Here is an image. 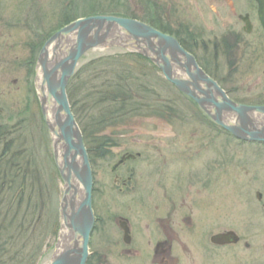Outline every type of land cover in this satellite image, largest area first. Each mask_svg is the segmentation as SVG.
I'll return each mask as SVG.
<instances>
[{"label":"flooded vegetation","instance_id":"obj_1","mask_svg":"<svg viewBox=\"0 0 264 264\" xmlns=\"http://www.w3.org/2000/svg\"><path fill=\"white\" fill-rule=\"evenodd\" d=\"M210 5L212 19L219 28V33L210 39L212 49L207 45L204 25L197 27L195 35L184 23H179L175 29L168 23L169 28L181 35L184 43L192 48L188 51L195 55L198 64L233 101L244 105H264V0H211ZM38 22L34 25L35 35L43 37L37 30ZM2 23L6 28L11 26L10 21ZM4 34L7 36L2 30L0 66L4 65L1 55L8 53L5 47L10 43ZM196 49L201 53L200 57L195 53ZM38 56L35 64L30 58L21 65L28 71L27 67L34 64L30 70L34 72L33 76L25 79L29 86L25 104L30 109L36 107L37 112L28 119L17 113L7 115L5 95L11 90L10 85L8 92L4 88L0 90V162L10 166L12 178H21V181H11L6 186L8 188L25 184L46 185V177L42 176V163L46 159L42 160L37 154L39 142L32 141L26 135L28 129L19 125L30 124L33 128L32 121H36L37 114L44 121L36 82ZM4 81L7 82L6 78ZM13 83L19 84V80L15 79ZM189 101L199 109L200 121L211 130L201 136H197V132L191 134L188 143L196 145V150L187 156L183 151V155L178 157L182 160V167L179 166L177 172L171 176L166 171L165 166L171 162L164 151L162 136L150 135L136 139V148L122 153L112 166L114 182L121 184L117 205L110 206L104 193L97 195L94 187L96 220L90 237L93 264H119V260L122 264H197L199 258L202 259L201 264H246L239 256L226 261L223 250L239 248L242 243L246 249L251 248L237 229L240 225L247 230L252 226L255 214L252 208L253 188L259 204L258 214L264 215V150L252 172L248 159L233 161L230 150L226 148L230 138L237 139L241 145L247 141L234 137L216 123L193 98ZM261 117L264 121V114ZM221 137L225 141L223 148L227 150L224 161L216 156L214 148L215 141ZM41 140H44V135ZM253 143L264 147L263 141ZM114 145L115 141H108L105 147L108 156L113 154ZM23 147L28 151L27 157H32L28 166L30 175L27 176L22 174ZM201 152H206L201 157L202 161ZM97 154L102 156L103 153L99 150ZM188 160L192 161L189 165ZM136 178L140 179L141 185ZM169 178L171 183L167 182ZM229 231L237 232L240 241L230 244L212 242L214 235Z\"/></svg>","mask_w":264,"mask_h":264},{"label":"rangeland","instance_id":"obj_2","mask_svg":"<svg viewBox=\"0 0 264 264\" xmlns=\"http://www.w3.org/2000/svg\"><path fill=\"white\" fill-rule=\"evenodd\" d=\"M210 2L211 0H0V29L4 30L6 34L11 31L7 36L3 35L6 39L8 37L10 43L5 47L8 53H2L1 55L4 65L0 66V90L2 88L7 90L9 85L11 88L10 92L7 90L8 93L5 95L7 100L4 99L8 109L6 111L7 115L17 113L20 117L28 119L33 112H37L34 106L31 109L26 107L25 99L28 95L29 86L25 79L33 76L34 72L30 70H33L36 56H38L41 46L47 40L46 37L50 33L58 31L60 25L70 21V19L91 16V14L113 13L131 14L139 19H145L154 14L158 16L162 23L165 25L170 24L173 29L177 28L179 23L189 25L194 35L198 33L197 27L204 25L205 39L207 45H210V49H212L213 42L210 39L219 33V28L212 19L213 10ZM5 21H10L11 26L6 28L2 23ZM35 22H38L37 30L43 34V37L35 35ZM0 38L3 37L0 36ZM33 52H35L34 56ZM121 52L124 53L125 50L117 46L90 50L83 55L76 69L78 70L79 67L95 57ZM195 53L200 57L201 53L197 49ZM30 58H33L34 64L28 66L27 71L25 66L21 65L30 61ZM149 73L148 80L152 87H155L156 93H158L156 95L159 96L158 99L151 98L154 94H148L146 97L148 100H145V103L150 102L153 104V113H146L143 110L139 114L125 119V122L107 126L96 133L98 137L109 136L116 143L113 146V154L111 153L108 157H102L99 154L94 158L91 156L97 195L104 193L105 200L110 206L117 205L118 189L121 187V184L117 185L114 182V175L111 171L112 166L122 153L136 148V139L150 135L162 136L161 140L165 145L164 151L167 152L168 161L171 162L165 168L172 176L173 172L179 170V166L182 167V160H179L178 157L183 155V151L187 156L196 150V145L192 146L188 143L189 138L192 137L191 134L197 132V136H201L203 132L209 133L211 130L206 127L204 122L200 121L201 113L199 109L186 96L179 93L176 87L168 83L159 70ZM4 78L7 82L4 81ZM15 79L19 80V84L13 83ZM35 116L36 121H32L33 128L29 126L30 124H25L28 129L26 135L28 134L32 141L39 142L37 154L42 157V160L46 159L45 163H42V166L44 164L42 176L46 177L44 181L46 185L43 188L45 187L46 190V199H49L45 206L44 218H42L44 221L42 222L41 231L45 234L42 236L44 247L36 264H50L56 253V245L59 242L60 204L64 187L63 179L53 156L51 134H49L40 115ZM42 134L44 140H41L43 138ZM223 142L225 143L223 137L216 140L214 148L216 156L224 161L227 150H224ZM95 143L94 148H97L98 143ZM86 146L88 147L87 144ZM226 148L230 150L233 161L248 159L251 172L257 168L255 166L258 159L261 158V152L264 150V147L250 142L241 145L237 139L235 140L232 137ZM205 153L201 152L200 159ZM191 163L192 161L188 160L187 164ZM143 178L145 179V177ZM136 180L140 184V179L136 178ZM145 180L143 181L144 184H146ZM167 182L171 183L172 179H167ZM255 193L256 189L253 188L252 208L255 214L252 219V226L249 230L244 229L241 225L237 229V232L243 235V239L251 244V248L250 250L246 249L244 243H242L239 248L223 250V254H226L227 257L226 261L239 256L242 263L264 264V215L258 214L259 204L255 200ZM237 204H239V200ZM88 260H90L88 264H93L92 250ZM201 261L202 259L199 258L197 264H201ZM119 264H122L121 260H119Z\"/></svg>","mask_w":264,"mask_h":264},{"label":"water","instance_id":"obj_3","mask_svg":"<svg viewBox=\"0 0 264 264\" xmlns=\"http://www.w3.org/2000/svg\"><path fill=\"white\" fill-rule=\"evenodd\" d=\"M114 46L148 57L168 82L192 97L234 137L264 142V121L261 118L264 105H244L233 101L198 64L195 55L173 35L137 18L115 14H91L62 26L41 47L36 77L42 113L52 136L56 165L63 179L59 238L63 223L73 233L70 245L60 252L57 244L51 264H87L91 254L90 236L96 219L92 196L93 168L67 89L84 54L96 48ZM51 114L53 121L50 120ZM239 241L240 236L234 231L212 237L215 244Z\"/></svg>","mask_w":264,"mask_h":264},{"label":"trees","instance_id":"obj_4","mask_svg":"<svg viewBox=\"0 0 264 264\" xmlns=\"http://www.w3.org/2000/svg\"><path fill=\"white\" fill-rule=\"evenodd\" d=\"M123 15L135 17L131 14ZM76 19H70L60 28ZM141 20L175 35L187 50H192L184 43L181 35L162 23L158 16L153 14ZM158 69L149 58L129 51L95 57L78 68L67 91L89 154L93 158L99 150L102 156L107 157L105 147L109 140H113L109 136H96L97 131L125 122V119L143 110L153 113V104L145 103V100H148V94H154L151 98H159L155 87L148 80L149 72ZM19 125L26 126L23 123ZM95 142L98 143L97 148H94ZM27 152L23 147V176L30 175L28 166L32 157H27ZM9 169V165L4 166V161L0 162V264H36L44 247L42 218L49 199H46V190L42 185L6 187L11 181H21L20 176L12 178ZM32 178L36 179L35 174Z\"/></svg>","mask_w":264,"mask_h":264},{"label":"bare ground","instance_id":"obj_5","mask_svg":"<svg viewBox=\"0 0 264 264\" xmlns=\"http://www.w3.org/2000/svg\"><path fill=\"white\" fill-rule=\"evenodd\" d=\"M41 82V81H40ZM42 84V82L40 83ZM41 103V102H40ZM42 104V103H41ZM42 106V105H41ZM262 118V117H261ZM50 120L53 121V117H52V114L50 115ZM55 163H56V159H55ZM81 186V184H79V187ZM82 188L83 186L81 187L80 191L82 192ZM60 227L61 225L59 226V230H60ZM61 232L62 234L60 235V238H59V242L57 244L58 245V251L60 252L61 250H63L66 246H69L70 245V242H71V237L73 236V233L71 231L70 228H68L67 224L66 223H63L62 225V228H61ZM91 237V236H90ZM57 246V245H56Z\"/></svg>","mask_w":264,"mask_h":264}]
</instances>
